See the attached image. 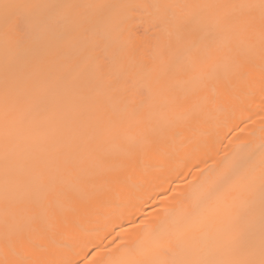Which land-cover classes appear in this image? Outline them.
<instances>
[{
    "label": "snow or ice",
    "instance_id": "1",
    "mask_svg": "<svg viewBox=\"0 0 264 264\" xmlns=\"http://www.w3.org/2000/svg\"><path fill=\"white\" fill-rule=\"evenodd\" d=\"M255 73L264 85V0H0V264L73 253L83 228L58 208L88 190L74 215H114L141 162L196 151L176 129L252 96ZM197 171L134 239L56 264H264V137Z\"/></svg>",
    "mask_w": 264,
    "mask_h": 264
},
{
    "label": "bare ground",
    "instance_id": "2",
    "mask_svg": "<svg viewBox=\"0 0 264 264\" xmlns=\"http://www.w3.org/2000/svg\"><path fill=\"white\" fill-rule=\"evenodd\" d=\"M254 80L255 83L251 88L253 95L250 97L240 96L239 99H234L232 96L222 95L220 106L225 111L216 113L210 124L176 129L181 138L191 139L190 148L195 147L196 151L190 152L186 157L182 152L178 158L179 163L164 162L155 156H151L148 161H142L141 167L135 173L142 184L136 193V198H121L119 203L122 207L114 215L109 216L111 209H103L100 216L74 215V209L80 211L84 202L87 201L88 190L75 194L72 203L58 208V218L66 216L76 219L82 225L83 231L75 234V239L81 246L75 247L73 253L68 254L61 249L48 247L46 251L27 250L28 258L41 264H56L69 255L73 259H78L76 253L82 256L84 251L91 250V245L100 244L105 236L107 238L103 239L101 247L108 245L109 241L117 236L119 239L116 240V244H119L121 239H134L139 233V229L134 227V224H139L145 217L155 218L161 208L171 206L165 202L164 197L170 196V190L177 185L186 186L187 181L198 179L200 175L198 168L206 169L215 166L225 156H231L245 144H258L261 137H264V133L259 130L262 122L257 115L264 114L261 111L264 104V94L261 89L264 85L260 82L259 73L254 74ZM250 116L255 123L248 120ZM185 151L189 152L190 149ZM143 163L152 165L147 173L144 172ZM105 188L101 180L97 185V191L103 193ZM36 227L39 231L46 229L51 231L58 226L53 222H44ZM83 243H88L90 247L81 251ZM112 246L115 247V245Z\"/></svg>",
    "mask_w": 264,
    "mask_h": 264
}]
</instances>
